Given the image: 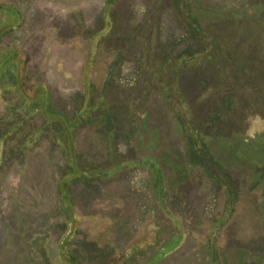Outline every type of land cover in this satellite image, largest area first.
Segmentation results:
<instances>
[{
    "label": "rangeland",
    "instance_id": "1",
    "mask_svg": "<svg viewBox=\"0 0 264 264\" xmlns=\"http://www.w3.org/2000/svg\"><path fill=\"white\" fill-rule=\"evenodd\" d=\"M0 50L49 126L0 137V264H264V0H0Z\"/></svg>",
    "mask_w": 264,
    "mask_h": 264
},
{
    "label": "trees",
    "instance_id": "2",
    "mask_svg": "<svg viewBox=\"0 0 264 264\" xmlns=\"http://www.w3.org/2000/svg\"><path fill=\"white\" fill-rule=\"evenodd\" d=\"M7 52H2L0 50V59H4L5 57H7ZM14 64H16V60L13 59L12 60ZM16 67L14 69H11L10 71H13V73L15 74V80L12 83L11 86H9L8 89H14V91H17V95H18V99L16 100V103H19V100H23L24 103L26 105L30 104L31 102H36L37 100V96L38 95H43V83H37V84H29V83H24V77H21L20 73H19V68L17 65H15ZM2 74V73H0ZM3 75V74H2ZM4 87H6V84L2 85L0 82V102L3 104H5L6 110L4 115H0V137H2V133L5 132L4 131V127L7 126V134L13 135L14 137H18V135L21 134V132L23 130H25L27 127L28 129L25 130V134L27 137V133L29 134V132L31 131V129H33V134H37V135H42L41 130L44 127H49L46 125V120L42 121L41 123L38 122L36 120V118L38 117H34L36 115H33L32 118L31 116L26 118L23 117V115L17 110V104L14 103H7V99L5 98V94L2 92V89H5ZM7 88V87H6ZM32 91V94H30L29 92ZM44 111V113L46 112L45 110H41L40 114H42ZM47 114V113H46ZM43 116V115H42ZM29 127H31L29 129ZM27 131V132H26ZM25 137V136H24ZM43 137V136H42ZM72 141V139H71ZM0 143H2V140L0 138ZM65 264H74V260L72 259H67L64 260Z\"/></svg>",
    "mask_w": 264,
    "mask_h": 264
}]
</instances>
